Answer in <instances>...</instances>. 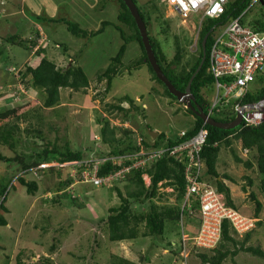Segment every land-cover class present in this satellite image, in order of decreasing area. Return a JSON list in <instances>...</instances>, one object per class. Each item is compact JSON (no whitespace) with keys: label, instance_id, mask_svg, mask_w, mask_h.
Instances as JSON below:
<instances>
[{"label":"rangeland","instance_id":"1","mask_svg":"<svg viewBox=\"0 0 264 264\" xmlns=\"http://www.w3.org/2000/svg\"><path fill=\"white\" fill-rule=\"evenodd\" d=\"M136 1L143 8V3L151 0ZM155 1L163 18L167 16L170 27L164 33L161 31L163 24L153 20L150 34L158 39L168 59L174 54L173 35L176 34L180 38L185 36L188 42L185 44L183 61L191 59L198 52L195 27L199 22L198 15L184 21L168 6L166 7L162 0ZM96 4L97 0H0V109L24 106L32 101L35 112L41 117L31 119L33 126L42 129L41 137L32 135L27 137L21 133L17 153L29 154L34 146L41 149L44 143L51 141L59 147L68 143L72 149L83 151V157L96 159L98 154L110 148L100 139V128L103 124L100 120L110 122L116 137L123 138L122 132L126 129L131 132L132 141L141 137L149 143L155 138L148 134V129L157 132V135L163 132L173 138L192 123L193 116L183 108V104L163 94L164 87L152 79L153 75L147 64L133 70L131 74L124 70L122 74L113 77L109 90H106L104 78L97 80L96 75L106 68L110 58L123 43L113 25H107L102 33L92 38L81 39L70 34L65 23L45 21L48 18L63 17L91 30L99 28L103 20L118 24L116 15L119 8L116 1L111 0L100 9L96 8ZM259 9V6L252 7L246 12L245 17L256 16V13L262 11ZM158 15L153 11L152 17ZM38 16L43 19L39 20ZM36 30L42 36L40 45L45 49V56L60 66L73 63L76 57V63L83 68L89 79L85 91L61 88L59 102L52 108L42 107L43 91L27 86L21 77L18 78L16 72L13 74L9 71L12 66L24 71L25 64L36 65L38 56L32 49L8 43L5 38L13 34L28 38L33 36ZM62 45L68 47L66 52H63ZM81 49L83 52L80 54ZM140 53L138 44L135 41L129 42L122 61L129 63ZM262 86L264 66L249 85V91H256ZM212 93L214 89L210 92V98ZM123 95H128L134 100L140 107L142 115L132 110L131 119L125 120L121 111L109 108V104L118 103V99ZM120 106L128 108V103L123 102ZM26 124L27 122H19L21 128ZM126 143L123 141L121 146ZM232 148L240 158L253 162V167L246 169L242 163L235 162L226 147H221L217 157L216 170L220 175L229 176L230 180L222 179V182L228 186L232 201L238 209L232 218L238 229L237 234L233 236L239 242L244 241L246 225H242L240 220L253 218L251 219L253 225L249 229L251 233L244 244L260 247L264 251V195L258 189L260 175L256 169L255 151L247 153L242 151L240 140L234 141ZM14 153L7 146L0 145V154L13 157ZM15 168L16 165L8 168L5 162L0 161V181L5 183L9 176L11 177L10 183L6 185L5 205L8 212L4 213V216L7 225H0V264H110L113 255L127 258L137 264H179L176 260L177 253L174 252V256L164 251L165 249L171 251L166 248L165 241H176L180 237L181 228L177 226L178 223L166 222L162 236H142L144 226L140 224L138 227L140 233L134 239L120 241L108 239L106 218L111 214L109 208L120 204L115 187L117 186L124 195L127 178L113 182V186L110 187L94 186L91 183L81 185L79 182L73 184L68 195L75 196L80 203L79 206L72 203L69 197H63L61 203L50 201V196L58 191L56 186L58 180L64 177L69 169L68 176L77 182L76 168H63L62 176L50 172L49 169L38 172L36 168H30L28 174L20 172L19 175H24L27 181H37L38 189L34 194H28L25 187L19 186L16 182L12 176L17 171ZM246 175L252 180L250 185L244 177ZM87 179L85 175L84 181ZM210 179L215 185L213 178ZM145 180L148 183L147 177ZM242 186H245V190ZM213 188L215 189V186ZM251 191L262 203L258 217L254 216L255 203L248 196ZM159 192V197L153 199L155 204L178 205L180 208L181 201L177 200L176 192L172 188L161 187ZM218 198L220 200L223 198L222 193L219 192ZM132 206L137 212L146 211L149 200L143 204L132 203ZM209 223L212 224V220ZM183 225L186 233L196 229L192 223L189 227L191 230L186 228L185 218ZM206 237H210L209 234ZM200 245L196 247V251L209 250L207 249L209 247H202L205 241H200ZM198 253L191 251L187 257V264H202ZM221 264H264V260L251 253L239 251L233 258L229 256L225 258Z\"/></svg>","mask_w":264,"mask_h":264},{"label":"trees","instance_id":"2","mask_svg":"<svg viewBox=\"0 0 264 264\" xmlns=\"http://www.w3.org/2000/svg\"><path fill=\"white\" fill-rule=\"evenodd\" d=\"M111 0H97L96 8L100 9L105 6L107 2ZM118 4V13H117V22L118 24L112 23L108 20H103L100 23L99 28L96 30L85 29L79 26L78 23L68 20L63 17L59 18H46L49 22L56 23L61 21L65 23L67 31L73 36L81 39H89L93 36L102 33L107 25H113L116 30H118L123 43L119 46L116 54L110 58L109 64L105 69L100 71L96 78L97 80H106V90H109L111 87V81L113 77L118 74H122L125 70L128 74H131L133 70L139 69L143 64H147L148 69L152 73L153 80H157L164 87L163 94L172 100H176L167 90L165 85L156 77L152 67L150 66L146 53L143 48L141 38L136 27L135 21L131 16L129 10L122 0H113ZM136 4L139 14L144 21L147 32L149 35V40L154 51L155 58L161 68L163 74L168 78V80L174 85L179 91H184L185 87L190 79L191 75L198 68L201 59H202V47L201 40L206 33L209 32L211 26L216 22L212 19H205L202 23L201 29L198 33V52L196 55L192 56L191 59L185 60V44L188 42L187 38L183 36L180 38L178 35H173L174 43V54L171 59H168L165 52L163 51L160 42L158 39L150 34V25L154 21H157L161 25V31L166 33L169 30V21L168 18H163L160 14L159 8L155 0L145 1L143 3V8H141L136 0H133ZM163 3H165L162 0ZM249 0H227L225 6V13L222 15V19H228V17L238 16L248 5ZM167 7V5L165 4ZM155 11L158 13V16L152 17V13ZM261 11L259 14L256 13V16L249 18L248 24L254 31H260L264 29V14ZM39 18V16H38ZM45 18V17H44ZM43 18H39L42 20ZM244 22V21H243ZM39 31L36 30L33 36L20 37L18 34H13L5 38V41L8 43L25 46L27 49L36 50L34 53L38 56L36 65H27L25 64V70H20L19 77L21 80L27 84L29 87H33L39 91L44 92V98L42 102V107L52 108L59 102L60 89L61 88H70L73 91H85L89 84V79L83 70V68L76 63V57L73 59V63H68L65 66L57 65L54 61L50 60L47 56L44 55L45 49L38 44ZM136 42L140 48V55L132 59L129 63H124L122 57L125 53L126 46L129 42ZM212 44V37L209 34L205 43V58L201 64L200 69L195 74L192 79L190 91L194 96V104H197L202 108L205 113H208L211 109V98L210 92L213 91V81L214 78L210 71L209 67V49ZM63 52H66L68 47L62 45ZM83 49L79 51L81 54ZM23 71V72H22ZM258 76V75H257ZM256 76V78H257ZM20 80V81H21ZM213 94V93H212ZM264 97V86L260 87L256 91L246 92L243 96L231 100L227 105L219 102L217 103L210 112V116L216 121L220 122H229L234 119V112L232 110L231 104L235 101L238 103H255L260 98ZM127 102L128 108H124L121 103ZM34 104L32 101L27 102L24 106H16L9 109H0V145L7 146L11 151H14L13 157H8L3 154H0V161L6 163L7 167H14L16 165V173H13L12 176L15 177L16 182L19 186L25 187V190L28 194H34L38 187L36 180L27 181L22 174H28L30 168H36L38 172H44L47 169L50 172H56L60 176L61 170L63 168H76L77 169V182L73 181L72 177H69L68 173L64 174V177H61L56 186L58 191H56L53 196H50V201L52 203H61L63 197H69L72 203L80 206L77 198H74L73 195H68L70 187L73 184H89L91 182H85L83 180V171L86 169L84 164L87 160H92L93 157H83V151L72 149L68 143H65L63 147H59L55 142L48 141L44 143L41 149H38L37 146H34V149L31 153H17V145L21 142V133H24L25 136H36L41 137L42 129L38 126H33L31 124V119H40V114L35 112ZM109 108L117 109L121 111L126 119H131L132 110L136 113L142 115V111L138 105L135 104L134 100L128 96L123 95L118 99V103L109 104ZM193 116V121L187 129V137L196 133V131L203 125L201 118L196 116L189 108H185ZM32 112V113H30ZM103 124L100 128V139L102 143L107 144L109 148L106 152H101L97 155L98 158L110 157L116 154H123L130 151L139 150V147L135 145V140L132 141L129 130H123V138L116 137L114 128L110 127V122L108 120H100ZM19 122H27L24 128H21ZM40 125V124H39ZM207 129V138L205 144L201 149V160L205 166L204 172L202 173L201 179L203 178L209 184L213 185V181L210 178H213L215 188L218 192L222 193L225 198V202L235 207V204L232 201L230 196L229 188L222 182V179H229V176L226 174L220 175L216 170V161L221 147H226L230 150L235 162L242 163L246 169H251L253 167V162L250 160H243L240 158L234 149L232 144L236 140H240L242 145V151L247 153L248 151H255V164L258 174L260 175L258 189L261 194L264 195V120L259 123L257 126H247L244 122L238 127L232 129H221L209 124H204ZM166 133L160 132L157 137L153 140L152 144H149L143 138L141 144L145 147L160 148L163 142L165 141ZM168 144L173 145L174 141L169 136ZM175 138V136L173 137ZM126 141L127 143L121 146V143ZM34 143V141H32ZM85 158V159H84ZM87 166L89 168L92 166V163H89ZM121 166L114 163L113 160L109 159L104 162H101L98 165L96 175L99 177L107 176L110 173L118 170ZM36 171V170H35ZM27 172V173H26ZM147 174L149 176V184L146 185L142 174ZM6 176V175H5ZM221 179H220V178ZM248 184L252 183V180L249 176H244ZM7 178V177H6ZM126 180L128 181L125 185V194L123 195L117 186L115 187L117 195L120 199L119 206L111 207L109 214L106 218V227L108 233V239L110 241H120L124 239H134L140 233L138 227L140 224H143L144 231H142V236H162L164 233L166 222H171L174 224L179 223L181 209L178 205L170 206H158L153 202L154 198L159 197L160 187H169L176 192L177 200L182 199L185 191V179L183 176L182 165L170 157H167L165 154L160 158L156 159L152 164L148 165L144 169H132L127 175ZM122 178V179H125ZM11 177L7 182L3 183L0 181V225H7V219L4 216V213L8 212V209L5 205L6 202V189L7 184L10 183ZM121 180V179H119ZM119 180H114L117 182ZM159 183L161 185H159ZM92 184V183H91ZM94 185V184H92ZM95 186V185H94ZM104 186V184L102 185ZM108 187L113 186L106 185ZM243 187V186H242ZM76 191V188L74 189ZM245 190V186L243 187ZM86 191V189H85ZM248 196L255 203L254 216L258 217L260 210L262 208V203L255 196L254 192H249ZM43 197V195H42ZM46 199V197L44 198ZM149 200V206L146 211H136L132 206V203L143 204L145 201ZM198 212L196 206L193 207V214L196 215ZM183 214L186 212H182ZM187 215V214H186ZM187 222L193 223L191 217H185ZM181 233L184 231V225L180 226ZM192 233V230L190 231ZM251 230L245 232V239L249 237ZM233 228L228 219H223L220 224V235L219 240L216 246L212 249L211 253H200L199 258L202 264H221L222 261L227 258H233L239 251L251 253L253 256L259 257L264 260V251L260 247L245 246V239L242 242H239L234 236ZM166 248L170 249V253L175 256V253H178V248H175L171 244V241H165ZM110 264H137L127 258L113 255Z\"/></svg>","mask_w":264,"mask_h":264},{"label":"built area","instance_id":"3","mask_svg":"<svg viewBox=\"0 0 264 264\" xmlns=\"http://www.w3.org/2000/svg\"><path fill=\"white\" fill-rule=\"evenodd\" d=\"M163 1L184 21L198 15L199 22L195 26L196 40L205 19L216 21L209 30L212 44L208 54V70L214 78L211 109L219 102L227 105L231 100L243 96L264 66V29L254 31L248 24L249 18H246L245 14L254 6H259V10H262L264 14V0H249L247 7L238 16L228 17L225 20L221 17L225 13L227 0ZM231 106L235 113L234 118L240 114L241 122L247 126H257L264 120V113L252 107L251 104L234 101ZM183 107L188 108L185 103ZM211 109L206 113L209 117ZM204 124L207 123L203 121V125L189 137L186 136L187 129L180 130L175 138H172L173 145L168 144V136H166L160 148L145 147L141 144L143 139L140 137L135 141L139 150L84 162L86 169L83 171V180L86 175L88 179L85 182H91L94 185H111L114 180L125 178L132 169H144L164 154L182 165L185 191L180 204L179 224L183 226V218L186 214L190 217L193 215L195 206L199 221L196 234L193 236L182 234L177 243L179 252L176 260L179 264H187L188 254L197 246H201L200 241H205L202 247H209L207 249L217 244L223 219H228L238 231L232 220L237 211L226 204L224 197L221 200L218 198L219 192L213 188L212 184L200 178L206 170L200 156L208 134ZM109 159L121 167L107 176H97L98 165ZM89 163H92L90 168L87 166ZM142 177L145 183L146 177L149 180L146 173L142 174ZM148 184L149 181L146 185ZM211 220L212 224L209 223ZM240 221L242 225H246V230L253 225L251 219ZM208 234L210 237L207 238Z\"/></svg>","mask_w":264,"mask_h":264},{"label":"water","instance_id":"4","mask_svg":"<svg viewBox=\"0 0 264 264\" xmlns=\"http://www.w3.org/2000/svg\"><path fill=\"white\" fill-rule=\"evenodd\" d=\"M124 2V4L126 5L127 9L129 10L131 16L133 17L136 27L138 29L140 38H141V42L143 45V48L145 50L146 53V58L150 64V66L152 67L156 77L165 85V87L167 88L168 92L174 97L176 98V100L185 103V105L199 118H201L202 121H205L207 124L217 127V128H221V129H232L235 127H238L241 124V115L237 114L235 116V118L229 122H220V121H216L214 118L207 116V114L202 110V108L200 106H198L197 104H194V96L191 94L190 91V86H191V82L193 77L195 76V74L198 72V70L201 67V64L205 58V43H206V39L207 36L209 35V33H206L204 35V37L201 40V47H202V59L201 62L198 66V68L195 70V72L191 75L190 79L188 80V83L185 87L184 91H179L178 89H176L174 87V85L168 80V78L163 74V72L161 71V68L155 58L154 55V51L152 49V45L150 43L149 40V35L147 32V27L144 23V21L142 20L138 8L136 6V4L133 2V0H122ZM252 107L256 108L257 110L261 111L264 113V97L260 98L257 102H255ZM148 133L151 136H154V138L157 136V132H153L151 130H148Z\"/></svg>","mask_w":264,"mask_h":264},{"label":"clouds","instance_id":"5","mask_svg":"<svg viewBox=\"0 0 264 264\" xmlns=\"http://www.w3.org/2000/svg\"><path fill=\"white\" fill-rule=\"evenodd\" d=\"M178 16V15H177ZM179 17V16H178ZM180 18V17H179ZM187 20H189V19H187ZM186 21V20H185ZM209 33V32H208ZM39 36H40V38L38 39V44L40 45V43H41V39H42V36H41V34L39 33ZM36 48H37V46L33 49V51H35L36 50ZM10 70V72H12L13 74H14V72H16V74H18V76H19V72H20V70L21 69H17V68H15L14 66H12L11 68H9ZM248 91H249V89H248ZM247 91V92H248ZM182 103V102H181ZM182 104H184V103H182ZM246 104H251V105H253L254 103H246ZM256 109V108H255ZM211 117V116H210ZM184 129H186V128H184ZM156 138V137H155ZM159 185H161L160 183H159ZM228 187V186H227ZM161 188V187H160ZM224 197V196H223ZM224 200H225V198H224ZM227 204V203H226ZM228 205V204H227ZM228 206H230V205H228ZM230 207H232V206H230ZM232 208H234L236 211H238V209L237 208H235V207H232ZM185 217H190V216H188V215H185L184 216V218ZM184 218H183V222H184ZM191 218H192V220H193V225L196 227V229L195 230H192V233H186V232H182V234H187L188 236H193V235H195L196 234V232H197V229H198V221H199V217H198V212L196 213V215H192L191 216ZM251 219H253V218H251ZM185 220H186V218H185ZM186 222H187V220H186ZM230 222V221H229ZM190 222H187V227L186 228H189L190 227V224H189ZM231 223V222H230ZM179 224V223H178ZM231 226H232V228H233V232H234V234H237V230L234 228V226H233V224L231 223ZM251 228V227H250ZM249 228V229H250ZM190 229V228H189ZM249 229H247L245 232H247V231H249ZM191 230V229H190ZM181 234V235H182ZM181 235H180V237H181ZM178 238L176 241H171V244L173 245V247H174V249L175 248H178V250H179V247H178V245H177V243H178V241L181 239V238ZM216 246V245H215ZM214 246V247H215ZM213 247V248H214ZM213 248H211V249H209V250H204V251H202V250H199V251H196V249H194L193 250V252H199L198 254H200V253H208L207 251H210V252H212V249ZM165 251V253H170V251H167L166 249L164 250ZM179 252V251H178ZM191 252V251H190ZM171 254V253H170ZM178 254V253H177ZM176 254V255H177ZM173 262H174V260H173Z\"/></svg>","mask_w":264,"mask_h":264},{"label":"crops","instance_id":"6","mask_svg":"<svg viewBox=\"0 0 264 264\" xmlns=\"http://www.w3.org/2000/svg\"><path fill=\"white\" fill-rule=\"evenodd\" d=\"M148 130H150V129H148ZM148 130H147V131H148ZM148 134H149V133H148ZM124 240H125V239H124Z\"/></svg>","mask_w":264,"mask_h":264}]
</instances>
